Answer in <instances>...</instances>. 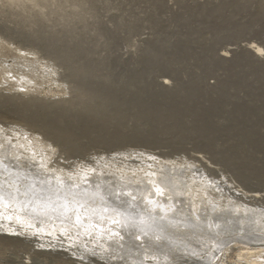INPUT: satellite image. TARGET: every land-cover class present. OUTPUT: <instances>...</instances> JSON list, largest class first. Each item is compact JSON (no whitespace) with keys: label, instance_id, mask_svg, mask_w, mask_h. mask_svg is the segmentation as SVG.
<instances>
[{"label":"rangeland","instance_id":"1","mask_svg":"<svg viewBox=\"0 0 264 264\" xmlns=\"http://www.w3.org/2000/svg\"><path fill=\"white\" fill-rule=\"evenodd\" d=\"M0 139L77 179L136 171L153 189L178 166L170 186L207 193V219L245 209L243 225L171 229L186 252L166 258L151 238L122 258L64 256L0 231V264H264L240 256L264 227V0H0Z\"/></svg>","mask_w":264,"mask_h":264},{"label":"bare ground","instance_id":"2","mask_svg":"<svg viewBox=\"0 0 264 264\" xmlns=\"http://www.w3.org/2000/svg\"><path fill=\"white\" fill-rule=\"evenodd\" d=\"M13 144L15 148L11 146ZM19 145L22 146L19 141L10 143L9 140L6 143L0 139V168L5 169V171H0V192L6 190L5 194L0 195V231L23 236L29 242L34 241L45 253L47 251L50 253L53 248L57 250L60 248L62 254L69 252L75 256H82V253L87 250L106 257L107 254L115 251L117 254L114 257L119 258L128 252L134 253L135 246H145L147 239L151 238L153 244L163 246L166 258L167 253H171L175 248L186 252L185 247L179 241L174 242L168 239L169 235L175 236L171 229L176 228L181 232L184 231V226L194 224L192 219L196 221L199 219L203 223L211 216L207 213L209 210H206L207 205L203 203L202 198V196H207V193L191 191L186 195V191L183 192L180 188L170 186L176 177L167 176L177 175V169L180 168L178 166L166 167L161 164V170L157 171L159 173H152L154 177L146 179L154 188H140L138 185L143 184L144 186L145 183L136 171H133V174H130V171L117 172L113 178L95 174L84 176L82 179L71 175L65 176L59 172L53 173L43 160H36L18 151L20 150ZM13 164L22 167L23 173L15 172L16 168L15 171L14 167L11 168ZM12 172L17 173L18 181L15 180ZM161 174L164 175L161 176ZM37 181L40 184H36ZM101 183H110V186L102 185L101 187ZM8 186L19 191L11 192L7 189ZM234 190L242 196L245 193L239 189ZM244 196L256 199L258 195L245 193ZM74 198L80 200L77 202ZM91 198L94 199V204L91 203ZM166 199L173 200L168 202ZM201 205L205 207L200 211ZM215 205H217L214 209L218 213L217 217L207 219L213 226H224L223 221L220 220L224 215H231L241 222V225L245 222L241 216L242 211L245 210L242 207L235 208L234 205L233 207L230 204L226 206L223 203ZM115 206L118 208H109ZM192 207L194 208L193 213L189 209ZM182 221L184 224H180ZM244 230V234L241 233L239 236L246 239L248 233L245 228ZM258 230L260 231L258 234L253 230L254 236L251 242L255 244H252V247H243L245 251L242 250L240 256L253 255L255 257L256 255L257 258H262L264 227ZM181 233L184 234V232ZM207 252L205 251V255L208 254ZM209 254L211 255V252ZM65 255L68 256L67 253ZM257 261L259 260L253 261L254 264ZM163 262L161 263L164 264Z\"/></svg>","mask_w":264,"mask_h":264}]
</instances>
